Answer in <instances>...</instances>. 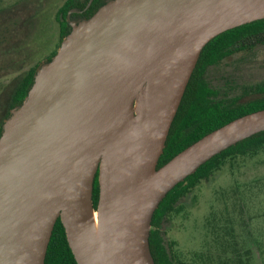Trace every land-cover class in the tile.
I'll list each match as a JSON object with an SVG mask.
<instances>
[{
    "label": "water",
    "instance_id": "water-1",
    "mask_svg": "<svg viewBox=\"0 0 264 264\" xmlns=\"http://www.w3.org/2000/svg\"><path fill=\"white\" fill-rule=\"evenodd\" d=\"M71 13L70 32L3 123L0 264H45L59 219L77 264H156L150 232L167 194L264 132L263 109L158 168L203 49L264 19V0H106L90 18Z\"/></svg>",
    "mask_w": 264,
    "mask_h": 264
},
{
    "label": "rangeland",
    "instance_id": "rangeland-1",
    "mask_svg": "<svg viewBox=\"0 0 264 264\" xmlns=\"http://www.w3.org/2000/svg\"><path fill=\"white\" fill-rule=\"evenodd\" d=\"M65 2L0 0V107L13 84L59 49ZM207 79L238 103L263 98L264 46L226 58ZM181 207L163 225L176 264H264V155L227 164Z\"/></svg>",
    "mask_w": 264,
    "mask_h": 264
},
{
    "label": "trees",
    "instance_id": "trees-1",
    "mask_svg": "<svg viewBox=\"0 0 264 264\" xmlns=\"http://www.w3.org/2000/svg\"><path fill=\"white\" fill-rule=\"evenodd\" d=\"M74 2L67 0L59 9L57 20L60 26V44L71 30L67 13ZM103 4L102 0H94V9L86 18H90ZM260 46H264V19L228 30L205 46L171 126L158 168L208 133L236 118L264 109V97L238 103V100L221 95L207 79L209 68L219 65L228 57L252 51ZM55 54L56 52L52 57ZM38 67L39 65H36L28 70L10 89L8 104L0 107V135L4 120L10 115L11 109L20 105L26 98ZM261 155H264V132L216 155L167 194L154 214L150 232V248L156 264H176L166 244L163 225L172 215L181 212L182 201L190 197L198 185L210 179L227 164H233L240 157L256 158ZM99 193V183L96 179L93 193L95 208L98 205ZM45 264H77L60 219L55 225Z\"/></svg>",
    "mask_w": 264,
    "mask_h": 264
},
{
    "label": "flooded vegetation",
    "instance_id": "flooded-vegetation-1",
    "mask_svg": "<svg viewBox=\"0 0 264 264\" xmlns=\"http://www.w3.org/2000/svg\"><path fill=\"white\" fill-rule=\"evenodd\" d=\"M67 1V0H66ZM74 4L72 8H70L69 11H71V17L73 20L79 21L86 18V15H88L93 9V1L90 2V0H74ZM105 2L106 0H102ZM68 11V13H69ZM67 13V15H68ZM57 53V51H56ZM52 57V56H50ZM49 57V58H50ZM53 58V57H52ZM47 62V60L45 61ZM189 199V197H187ZM185 205V204H184Z\"/></svg>",
    "mask_w": 264,
    "mask_h": 264
},
{
    "label": "bare ground",
    "instance_id": "bare-ground-1",
    "mask_svg": "<svg viewBox=\"0 0 264 264\" xmlns=\"http://www.w3.org/2000/svg\"><path fill=\"white\" fill-rule=\"evenodd\" d=\"M93 224H94L95 230H97L98 229V214H97V212H95L93 214Z\"/></svg>",
    "mask_w": 264,
    "mask_h": 264
}]
</instances>
